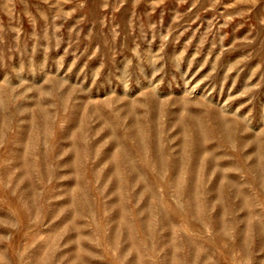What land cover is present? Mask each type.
I'll list each match as a JSON object with an SVG mask.
<instances>
[{"label":"rangeland","instance_id":"374dc122","mask_svg":"<svg viewBox=\"0 0 264 264\" xmlns=\"http://www.w3.org/2000/svg\"><path fill=\"white\" fill-rule=\"evenodd\" d=\"M0 264H264V0H0Z\"/></svg>","mask_w":264,"mask_h":264}]
</instances>
